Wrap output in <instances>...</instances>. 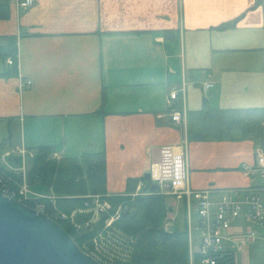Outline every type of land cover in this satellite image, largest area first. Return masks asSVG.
Listing matches in <instances>:
<instances>
[{
    "label": "crops",
    "instance_id": "obj_1",
    "mask_svg": "<svg viewBox=\"0 0 264 264\" xmlns=\"http://www.w3.org/2000/svg\"><path fill=\"white\" fill-rule=\"evenodd\" d=\"M253 4L34 0L21 10L10 0L0 35H17V73L0 77V154L20 158L26 150L29 184L37 147L51 146L56 158L104 152L107 195L125 193L128 180L138 179L135 195L150 148L173 145L185 152L193 189L217 197L264 185V178L243 170L255 164L258 149L264 153V138L196 140L187 134V112L204 105L264 107V0ZM232 19L233 26L220 27ZM26 79L31 85L19 89ZM206 82L213 86L203 90ZM173 110L181 111L178 123ZM35 184L44 189L35 191L53 194ZM192 210L195 205L190 218ZM255 230L260 237L246 249L224 242L234 264H264V224Z\"/></svg>",
    "mask_w": 264,
    "mask_h": 264
},
{
    "label": "trees",
    "instance_id": "obj_2",
    "mask_svg": "<svg viewBox=\"0 0 264 264\" xmlns=\"http://www.w3.org/2000/svg\"><path fill=\"white\" fill-rule=\"evenodd\" d=\"M262 3L254 0L253 7ZM10 16V0H0V19ZM237 19V18H236ZM236 19L220 25L233 26ZM17 35H0V77L14 76L17 73ZM11 59V63L7 62ZM174 107H179V104ZM238 132V134H236ZM187 134L196 140H234L264 138V107L251 108H210L204 105L195 111L187 112ZM1 149V144H0ZM51 146L34 149L31 167L27 178L30 184L45 185L48 192L56 196L55 208L70 214L76 212L73 222L70 219L57 220L78 246L87 253L94 249V238L103 227L102 221L119 208V217L112 227L127 237L130 254L126 264H188L189 241L186 208L183 203L182 222L172 221L170 229L165 227L169 220L170 206L167 195L150 191L151 181L142 177L141 193L132 195L138 179H129L123 194L107 195L105 175V153H83L80 156L53 158ZM18 164L20 158L9 157ZM89 195H100L110 204L108 213L102 214L98 222L85 223L90 211L83 212L91 205ZM46 208H51L48 200ZM27 205L33 206L29 201ZM80 225V227L75 226ZM217 264H234L230 251L222 250L214 255ZM198 253H194L196 260Z\"/></svg>",
    "mask_w": 264,
    "mask_h": 264
},
{
    "label": "built area",
    "instance_id": "obj_3",
    "mask_svg": "<svg viewBox=\"0 0 264 264\" xmlns=\"http://www.w3.org/2000/svg\"><path fill=\"white\" fill-rule=\"evenodd\" d=\"M34 3V0H17L19 9H26ZM11 63V59H7ZM31 85V80H20L18 88ZM213 86L212 82H206L202 89ZM179 91L172 90L168 95L167 105L172 106ZM172 121L178 123L182 119L180 110H173ZM26 150L21 148L22 164L14 165L6 160L9 153H3L0 157V191L21 202L30 200L33 208L46 213L54 220L70 219L73 222L74 215L59 211L55 208V195L44 196L51 204L46 208L42 197L36 196L26 182V168L23 157ZM56 158V154L52 155ZM243 170L251 175H259L264 178V153L257 150L256 162L252 166H244ZM148 172L151 183L155 184V192L170 195L178 200H184L187 211L189 263L188 264H217L216 253L225 250L224 242L229 241L232 247L238 246L246 249L250 242L258 238L256 227L264 224V185L251 186L243 190L225 191L214 197L210 189H193L190 186L188 165L185 152L173 145H158L150 148ZM135 192L134 194H136ZM91 205L86 208L92 212V218L85 223L96 221L98 217L110 210L107 200L100 195H91ZM37 200V201H36ZM194 202V204H193ZM195 205L198 215V227L200 228L199 250L192 248V222L190 212ZM119 217V208L105 218L106 229H103L94 238V249L90 253L101 264H126L130 254V246L127 237L112 227V223ZM245 221L248 223L246 224ZM80 227V225L75 224ZM260 237V236H259ZM198 257L194 259V253ZM231 252V250H230ZM232 261L235 256L231 252Z\"/></svg>",
    "mask_w": 264,
    "mask_h": 264
},
{
    "label": "water",
    "instance_id": "obj_4",
    "mask_svg": "<svg viewBox=\"0 0 264 264\" xmlns=\"http://www.w3.org/2000/svg\"><path fill=\"white\" fill-rule=\"evenodd\" d=\"M143 177L150 178L147 171ZM151 184L150 191H154ZM0 264H101L44 212L0 191Z\"/></svg>",
    "mask_w": 264,
    "mask_h": 264
},
{
    "label": "rangeland",
    "instance_id": "obj_5",
    "mask_svg": "<svg viewBox=\"0 0 264 264\" xmlns=\"http://www.w3.org/2000/svg\"><path fill=\"white\" fill-rule=\"evenodd\" d=\"M236 134H238V132H236ZM3 151V150H2ZM20 154V153H19ZM10 156H11V154H10ZM29 162V161H28ZM20 164H22V159L20 158V162H19ZM18 163V164H19ZM14 165H17V164H15V163H13ZM28 184V183H27ZM28 187H29V189L36 195V196H39V197H42V198H39V199H41V200H43V199H45V200H47V198L46 197H44V196H49V195H54V194H42V193H40V192H37V191H35L34 189H36V190H38V191H41V190H44L43 189V186H41V185H39V184H34V185H31L30 183L28 184ZM89 196H91V195H89ZM101 198V197H100ZM27 201H29V202H31V203H34V202H32V201H30V200H27ZM37 201V200H36ZM91 201H92V197H91ZM167 203L169 204V206H170V217H169V220L166 222V224H165V227L167 228V229H170L171 228V226H172V221L174 220V219H178L180 222H182V217H183V210H184V207H183V201L182 200H178V199H176V198H174V197H172V196H170V195H167ZM82 211V210H81ZM85 211H87V210H84L83 209V212H85ZM90 213H91V215H90V218H89V220L92 218V212L90 211ZM192 217H191V222H192V242H191V244H192V248H193V250H195V251H198L199 250V248H200V246H199V237H200V228L198 227V215H197V213L195 212V210H192ZM102 216L100 215L99 217H98V219L96 220V221H94V222H92V223H95V222H98V220L101 218ZM88 220V221H89ZM102 224H103V227H102V230L103 229H106V226H105V219H103V221H102ZM101 230V231H102ZM89 254V253H88ZM91 255V254H90Z\"/></svg>",
    "mask_w": 264,
    "mask_h": 264
}]
</instances>
